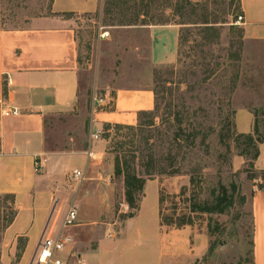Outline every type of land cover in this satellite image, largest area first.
Returning a JSON list of instances; mask_svg holds the SVG:
<instances>
[{
	"label": "crops",
	"instance_id": "obj_1",
	"mask_svg": "<svg viewBox=\"0 0 264 264\" xmlns=\"http://www.w3.org/2000/svg\"><path fill=\"white\" fill-rule=\"evenodd\" d=\"M237 4L244 39L264 41V0ZM103 6V0H52L49 15L31 18L22 28H7L0 0V93L18 112L0 115V197H12L8 203L14 211L0 235V264L32 263L40 241L58 233L70 205L77 208V222L66 231L73 243L62 258L77 255L102 264L101 248L110 242L105 233L115 224H110L115 216L114 157L104 140H91L90 135L106 124L134 126L139 112L154 110L147 73L175 63L180 35V26L173 23L102 24ZM84 15L97 16L91 43ZM103 33L107 36L101 37ZM144 61L145 71L140 66ZM87 70L92 71L89 86ZM88 95L97 101L90 103L86 133ZM254 121L246 109L234 114L239 133H251ZM56 128L61 129L60 138L52 139ZM253 166L264 172V141ZM75 170L85 173L80 183L71 176ZM259 183L254 180L250 199L253 264H264V192ZM151 189L155 200L149 203ZM143 192L136 216L119 228L117 264H199L210 246L206 231L162 226L158 181H147ZM81 207H88L87 215ZM112 233L110 238L115 237ZM20 238L24 243L18 249ZM18 253L19 260L13 262Z\"/></svg>",
	"mask_w": 264,
	"mask_h": 264
},
{
	"label": "rangeland",
	"instance_id": "obj_2",
	"mask_svg": "<svg viewBox=\"0 0 264 264\" xmlns=\"http://www.w3.org/2000/svg\"><path fill=\"white\" fill-rule=\"evenodd\" d=\"M132 1L136 3L135 7L126 13V17L138 11L139 0ZM51 2L1 0L3 25L22 28L31 18L49 15ZM148 11L157 18L153 21L167 19L186 23L180 26L184 41L179 42L175 63L147 73L155 97L153 116H141L140 121L144 124L136 130L118 131L103 125L99 138L106 142L108 153L113 157L119 153L130 161L134 155L136 173L145 178V183L158 181L162 226L176 228L185 221L191 227L206 231L212 250L199 264H252L251 186L254 180L261 183L262 174L254 170V166L251 170L248 161L238 155L233 139L242 133L236 128L234 114L237 109L253 112L260 134L264 133V41L244 39L241 26L235 24L240 15L237 0H205L189 19L183 20L168 16V10L157 5H151ZM116 14L104 16L102 24H116V20H111L118 17ZM204 17L213 23L216 33L205 30L201 24L191 25V22L203 21ZM96 18L95 15L82 16L87 43H91L89 39L94 35L97 23L93 20ZM88 47L90 50V45ZM140 66L144 71L148 69L145 61ZM83 67L87 69V66ZM90 75L92 71L87 70L88 86ZM94 98V95H88L85 101L89 113L83 129L86 133L92 120L90 103ZM150 120L153 122L151 127L147 124ZM137 124L138 121L134 127ZM60 133L61 129L56 128L52 139H59ZM80 139H84L82 135ZM119 144L124 145L119 148ZM150 158L153 160L152 175L147 177L144 167ZM174 171L178 173L173 174ZM112 183L115 216L110 224H115L108 226L109 232L105 233L110 242H105L107 247L101 248L99 260L102 264L119 262L121 249L114 243L119 228L129 213L136 216L138 211L129 209L124 201L122 176L114 175ZM232 183L238 192L224 214L193 212V204L212 203L219 184L229 188ZM147 197L149 203L154 202L152 189ZM87 210L88 207H81L86 215ZM9 212L8 199L0 197V226L8 219ZM113 231L115 237L110 238ZM56 257L62 258L61 254ZM15 260L16 255L12 261ZM83 261L84 264H95L86 258Z\"/></svg>",
	"mask_w": 264,
	"mask_h": 264
},
{
	"label": "trees",
	"instance_id": "obj_3",
	"mask_svg": "<svg viewBox=\"0 0 264 264\" xmlns=\"http://www.w3.org/2000/svg\"><path fill=\"white\" fill-rule=\"evenodd\" d=\"M103 13L104 16H109L115 14L117 12V18L112 17L111 20H116V24L118 26H135V25H166L173 23L175 25L184 26L186 23H175L170 22L169 20H157L154 16L149 14V7L151 5H157L159 7H163L168 10V16L170 17H178L180 19H189L190 14L195 13L196 9L201 8L204 4L205 0H202L200 3H193L191 0H139V4L137 5L138 11H134L130 17H126V13L130 12L135 4L132 0H103ZM189 8V11L187 10ZM142 12V13H141ZM201 24L204 25L205 30H210L216 33V30L211 25L212 22H209L207 17L203 18V21L195 23L191 22V25ZM184 41V38L179 35V42ZM155 108V107H154ZM253 115L254 113L251 112ZM141 116H153V111H142L138 113V124L136 127L121 125V124H106L107 128H114L116 130L127 129V130H136L137 128H141L144 123H141ZM255 116V115H254ZM149 127L153 126L152 120L147 123ZM107 131V130H106ZM107 137V133L105 135ZM264 141V133L260 134L257 121L255 120L252 133L250 134H237L233 139L235 147L239 150V156L244 157L248 161V166L251 170H253V161L256 160L258 156V145ZM124 144H119V148H122ZM117 146V145H116ZM118 148V149H119ZM131 160H126V157L116 153L114 156V175L117 177L122 176L123 178V189H124V201L129 209L134 212L138 210V202L143 197V189L145 184V178L139 176L136 173L134 162L136 157L132 155ZM153 160L150 158L144 169V175L150 177L152 173L150 172V168H152ZM177 170V169H176ZM248 174L251 171H247ZM253 172V171H252ZM178 173V171H174L173 174ZM261 183L258 184V189L264 192V172H261ZM254 179V176H251ZM256 179V178H255ZM191 183H193V179H191ZM238 192V188L235 184H230L229 188L225 187L222 184L218 185L213 197L212 203L203 202L193 204V212L205 213V214H224L227 209L231 206L233 201V196ZM12 202V197L6 196L3 197ZM10 206L9 217L5 221L4 225L0 226V235L1 232L10 225L14 218V211ZM135 216L134 213H129L127 218H133ZM189 226V222L182 221L180 224L176 226V228H180L183 226ZM209 231V230H208ZM210 233V231H209ZM24 240L22 238L18 239V247L22 246ZM212 247L210 246L208 252H211ZM20 258V254L16 255L17 262ZM253 264V261H252Z\"/></svg>",
	"mask_w": 264,
	"mask_h": 264
},
{
	"label": "built area",
	"instance_id": "obj_4",
	"mask_svg": "<svg viewBox=\"0 0 264 264\" xmlns=\"http://www.w3.org/2000/svg\"><path fill=\"white\" fill-rule=\"evenodd\" d=\"M243 18L241 15L237 17L235 24L241 25ZM101 37L107 36V33L100 35ZM94 101H97L94 99ZM99 102V101H98ZM18 114L17 109L10 107L2 97L0 93V115L16 116ZM100 130H96L90 135L91 140H97L99 138ZM88 158H92L91 153H87ZM36 169L39 168V164H35ZM72 177L78 183L85 179L84 171L75 170L72 173ZM77 222V210L75 206L70 205L65 214L62 217L59 231L55 236L48 235L44 237L39 246L36 249V254L31 264H84L83 259L80 256H70L66 259L57 258L56 255L64 253L68 247L73 243L72 237L66 232L69 228L73 227Z\"/></svg>",
	"mask_w": 264,
	"mask_h": 264
}]
</instances>
